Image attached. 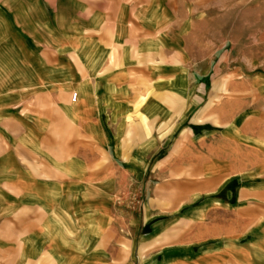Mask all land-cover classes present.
<instances>
[{"label":"crops","instance_id":"1","mask_svg":"<svg viewBox=\"0 0 264 264\" xmlns=\"http://www.w3.org/2000/svg\"><path fill=\"white\" fill-rule=\"evenodd\" d=\"M230 2L0 0V264H264V29Z\"/></svg>","mask_w":264,"mask_h":264},{"label":"rangeland","instance_id":"2","mask_svg":"<svg viewBox=\"0 0 264 264\" xmlns=\"http://www.w3.org/2000/svg\"><path fill=\"white\" fill-rule=\"evenodd\" d=\"M239 4L241 5L237 9V2H230L228 11L230 35L247 36L263 30L264 0H241Z\"/></svg>","mask_w":264,"mask_h":264},{"label":"built area","instance_id":"3","mask_svg":"<svg viewBox=\"0 0 264 264\" xmlns=\"http://www.w3.org/2000/svg\"><path fill=\"white\" fill-rule=\"evenodd\" d=\"M72 98H74V95L72 96Z\"/></svg>","mask_w":264,"mask_h":264}]
</instances>
